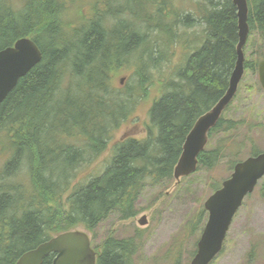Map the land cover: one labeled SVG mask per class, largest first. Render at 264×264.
I'll use <instances>...</instances> for the list:
<instances>
[{
    "label": "trees",
    "instance_id": "1",
    "mask_svg": "<svg viewBox=\"0 0 264 264\" xmlns=\"http://www.w3.org/2000/svg\"><path fill=\"white\" fill-rule=\"evenodd\" d=\"M90 4L82 23L70 29L60 24L61 0H23L22 11L0 0V50L28 37L43 55L0 104V264H15L62 232L91 233L111 214L123 221L136 216L142 188L173 178L188 132L228 87L238 43L232 0H197L193 14L172 0ZM247 11L248 34L264 43V0H247ZM180 28L192 29L200 45L174 77L158 83L145 135L116 139L139 102L149 99L153 72L171 63ZM256 65L245 61L244 71ZM122 68H132L136 79L125 91L111 85ZM220 119L208 141L240 125ZM110 143L101 173L74 183ZM209 146L199 153L197 170L215 168L231 150L223 139ZM136 248L133 239L108 237L94 249L95 264H133Z\"/></svg>",
    "mask_w": 264,
    "mask_h": 264
},
{
    "label": "rangeland",
    "instance_id": "2",
    "mask_svg": "<svg viewBox=\"0 0 264 264\" xmlns=\"http://www.w3.org/2000/svg\"><path fill=\"white\" fill-rule=\"evenodd\" d=\"M92 1L61 0L65 7L59 16L61 26L72 29L76 24H81L85 19L82 15L91 10ZM172 2L178 9L183 8V14H193L197 0ZM4 3L16 11L23 10V0H4ZM198 29L201 27H195L199 34ZM191 32L192 29H179V35L183 36L181 42L173 46L175 54L171 63L167 66L162 64L159 72H153L154 85L149 90V99L139 102L136 112L115 133L116 139L126 134L136 138L145 135L144 124L147 123L149 105L160 91L158 83L160 80L174 77L183 65L185 57L200 45V42L193 38L197 35H190ZM248 35L244 46V59L247 63L255 65L263 59L261 57L264 56V43L254 32ZM132 70L122 68L117 71L111 85L123 91L135 87L136 79L133 78ZM235 95L222 118L239 121L240 125L234 131L216 133L208 141V144L213 146L216 141L223 139L231 147L215 168L199 169L178 182L172 178L169 182L145 185L135 203L138 211L136 216L123 221L114 213L93 232H88L93 249L101 246L108 237L116 240L133 239L137 247L133 264H174L178 256L180 264L190 263L207 217L204 201L212 195L215 188H220L222 182L231 174V163L264 151V90L258 82L256 68L255 71L246 69ZM112 146L113 143L108 145L107 151L98 161L82 167L74 183L101 173L109 161ZM236 214L226 234L222 251L210 264H264V176L254 192L243 200ZM142 220L145 223L140 225Z\"/></svg>",
    "mask_w": 264,
    "mask_h": 264
},
{
    "label": "water",
    "instance_id": "3",
    "mask_svg": "<svg viewBox=\"0 0 264 264\" xmlns=\"http://www.w3.org/2000/svg\"><path fill=\"white\" fill-rule=\"evenodd\" d=\"M232 3L237 11V60L225 93L208 112L197 118L182 144V151L173 168V179L177 182L197 171L199 153L208 145L209 131L221 120L222 114L236 96L243 78L245 61L243 48L249 36L247 0H232ZM13 44L0 50V104L16 87L19 79L39 64L43 56L37 44L28 37L20 38ZM256 70L258 82L264 90V59L257 63ZM234 166L221 187L204 201L207 219L190 264H210L222 251L226 234L243 200L254 192L264 176V151L256 156H249L235 163ZM144 223L145 221L142 220L140 225ZM49 254L54 255L51 264H95L96 262L89 234L84 230H71L62 232L37 245L35 249L25 252L15 264H42Z\"/></svg>",
    "mask_w": 264,
    "mask_h": 264
},
{
    "label": "bare ground",
    "instance_id": "4",
    "mask_svg": "<svg viewBox=\"0 0 264 264\" xmlns=\"http://www.w3.org/2000/svg\"><path fill=\"white\" fill-rule=\"evenodd\" d=\"M58 236V235H57ZM53 238V237H52ZM54 256V255H53Z\"/></svg>",
    "mask_w": 264,
    "mask_h": 264
}]
</instances>
